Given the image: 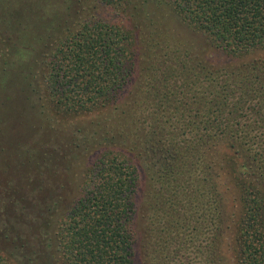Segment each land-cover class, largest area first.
<instances>
[{
  "label": "trees",
  "instance_id": "1",
  "mask_svg": "<svg viewBox=\"0 0 264 264\" xmlns=\"http://www.w3.org/2000/svg\"><path fill=\"white\" fill-rule=\"evenodd\" d=\"M13 90L87 161L56 221L43 179L0 184V264H264V0H0Z\"/></svg>",
  "mask_w": 264,
  "mask_h": 264
},
{
  "label": "rangeland",
  "instance_id": "2",
  "mask_svg": "<svg viewBox=\"0 0 264 264\" xmlns=\"http://www.w3.org/2000/svg\"><path fill=\"white\" fill-rule=\"evenodd\" d=\"M100 9L101 14H105L104 8ZM221 56V53L213 52L210 59L222 63ZM41 58L40 56L38 60ZM39 71L38 64L34 67V78L30 79L35 88L40 80ZM15 95L16 90H13L11 102L4 103L0 99V184L10 182L22 195V202L31 204L35 200L33 195L27 193L28 184L43 179L49 187L38 196L40 198L44 192L50 195L53 193L57 204L51 218L56 221L68 202L78 195L81 175L79 169L83 166L80 164L86 162L87 157L80 160L74 156L75 150L71 149L72 143L69 139L70 136L79 135L76 126L83 124L76 118L58 115L47 105L44 107L42 101L36 97L26 98L25 101L22 99L21 102V98ZM16 102L17 105L21 103V106L14 110L13 105ZM8 106L12 107L7 108ZM25 169H27L25 173L31 172V175L18 180L14 175ZM135 217L134 253L137 259L144 263L147 258L144 246V218L139 207Z\"/></svg>",
  "mask_w": 264,
  "mask_h": 264
}]
</instances>
